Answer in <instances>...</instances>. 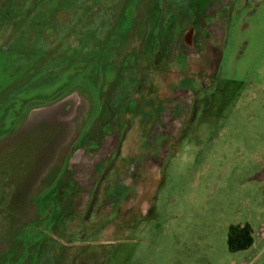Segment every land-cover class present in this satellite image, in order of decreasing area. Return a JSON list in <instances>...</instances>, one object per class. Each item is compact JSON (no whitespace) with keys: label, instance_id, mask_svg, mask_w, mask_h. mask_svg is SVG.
<instances>
[{"label":"rangeland","instance_id":"374dc122","mask_svg":"<svg viewBox=\"0 0 264 264\" xmlns=\"http://www.w3.org/2000/svg\"><path fill=\"white\" fill-rule=\"evenodd\" d=\"M38 1L0 0V48L13 35L16 46L32 48L0 59V264L24 257L22 264H54L39 244L55 221L74 235L72 245L64 244L70 235L56 248L57 264H264V234L246 251L227 246L231 226L257 231L264 223V0H233L225 9L217 74L206 91L198 89L201 103L184 99L183 132L169 131L168 149L154 157V141L137 125L103 134L102 122L104 132L112 127L114 102L104 96L115 73L96 66L99 51L88 57L93 66L81 52L86 33L94 41L109 35L112 16L138 18L140 5L44 0L33 12ZM171 67L150 79L161 81L150 88L160 100L196 78L192 66L174 82ZM92 143L96 151L72 160V173L80 171L74 214L59 210L55 196L68 186L67 174L60 179L63 161L73 145ZM98 174L107 176L94 190L101 206L91 201L81 211Z\"/></svg>","mask_w":264,"mask_h":264},{"label":"flooded vegetation","instance_id":"af4514ba","mask_svg":"<svg viewBox=\"0 0 264 264\" xmlns=\"http://www.w3.org/2000/svg\"><path fill=\"white\" fill-rule=\"evenodd\" d=\"M117 1L119 0L114 2ZM38 2L33 12L38 9V6L44 0ZM232 2L233 0H125L127 6L128 4L140 5L142 14L138 18L133 14L131 17H127L125 21L124 18L121 20V16L118 17L119 14L116 17L112 16L114 26L109 35H103L100 39L95 37V41L89 33H86L84 39L82 38L84 45L81 48V52L85 56L84 61L93 66L91 58L88 57L90 54H97L94 52V50H97L99 51L97 55L100 62L96 66L98 68L103 67V70L106 66V69L115 73V76L107 83L106 96H104L107 102L108 100L114 102L113 106L108 109L111 130L104 132L105 124L102 122L104 135L120 136L118 131L122 130V123L125 124V128L129 126L133 128V125H137L134 131H137L139 135L150 136L151 140L154 141L151 143V150L149 151L152 157L157 155V151H164L166 146L168 149V132L174 131L178 134L183 132V128H181L182 118L186 114H184L181 107L185 103L184 99L188 97L187 103L189 105L194 104V106H197L201 103L195 102L198 89L203 92L206 91L207 86L210 87L211 81L221 65V47L225 42L226 35H228L229 28L225 9L230 7ZM18 36L13 35L11 38H7L6 44L0 48V59L7 58L9 54L16 56L32 49L16 46L17 44L13 40ZM131 44H136V46H132V48ZM29 45H32V43ZM139 57H141V60ZM191 63L194 64L191 65ZM192 66L194 67L193 70L196 71V78L194 76V82L191 86L184 87L165 101L160 100L154 90L150 92V88H156L157 86V81L154 85L153 80H150L152 74L158 73L156 76L160 79L167 70L166 68L171 67L175 72V75L172 76L174 82H179L182 80L180 73L186 68H192ZM124 79L127 80L129 85L126 90H122L125 86L123 85ZM145 83L146 91L143 92L141 89ZM158 83H161V81ZM202 83H205V85H202ZM169 85L168 82L163 87L168 90ZM99 94H102L100 86H98ZM84 96L87 100L90 98L93 101L92 95V97ZM98 118L102 121L100 116ZM172 121L178 122L177 127H169V124L172 125ZM88 146L92 148L89 149L81 145L74 147L73 145L72 150L69 151L70 154L63 161V174L60 179L67 174L68 181L66 184L68 186L61 197L55 196V202L58 204L59 210H69L74 214L73 207L77 205V194L75 192L80 188L75 176L78 173L79 177L80 171L72 173L70 169L77 167L72 162V160L75 162L77 160L74 154L79 152L80 156L77 155V157L85 158L89 152L96 151L99 144L92 143ZM80 147H83V149H79ZM70 163H72V166ZM162 164L163 160H161V167ZM99 167L104 168L105 165L101 164ZM101 174H98L93 181V189L84 201V207L81 211L86 210L91 201H93L91 207L101 206L97 197L98 194L94 193L96 185L102 184L101 179L106 180L107 178L106 175ZM50 178H53V174ZM56 187L57 183L55 189ZM58 214H61L60 211H58ZM61 217L62 215H60ZM64 225L58 223V221L51 222L49 231L44 233L45 236L39 244V254H43L41 252L42 248L49 247L48 251H51L49 260L54 264H57L58 252L56 248L62 246V238L71 235V232L66 228L67 225ZM72 236L74 235H71V240H66L65 246L73 244ZM2 245L4 248V244ZM41 255H38L36 261ZM25 260L26 257L23 258L21 264Z\"/></svg>","mask_w":264,"mask_h":264},{"label":"trees","instance_id":"16d2710c","mask_svg":"<svg viewBox=\"0 0 264 264\" xmlns=\"http://www.w3.org/2000/svg\"><path fill=\"white\" fill-rule=\"evenodd\" d=\"M254 240L255 239H253V229L249 224L245 223L243 226H231L229 228V234L227 239L228 250L231 253L240 252L244 250L246 251L252 246Z\"/></svg>","mask_w":264,"mask_h":264},{"label":"crops","instance_id":"0c3cea01","mask_svg":"<svg viewBox=\"0 0 264 264\" xmlns=\"http://www.w3.org/2000/svg\"><path fill=\"white\" fill-rule=\"evenodd\" d=\"M253 234L255 241L258 242L261 239L262 235L264 234V223H260L257 231L256 229H253Z\"/></svg>","mask_w":264,"mask_h":264}]
</instances>
